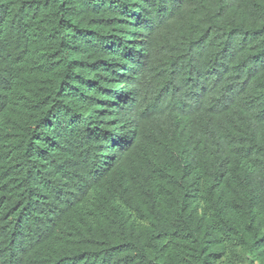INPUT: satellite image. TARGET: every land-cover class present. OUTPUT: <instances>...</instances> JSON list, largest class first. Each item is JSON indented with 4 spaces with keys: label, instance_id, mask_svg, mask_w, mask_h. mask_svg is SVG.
<instances>
[{
    "label": "trees",
    "instance_id": "obj_1",
    "mask_svg": "<svg viewBox=\"0 0 264 264\" xmlns=\"http://www.w3.org/2000/svg\"><path fill=\"white\" fill-rule=\"evenodd\" d=\"M0 264H264V0H0Z\"/></svg>",
    "mask_w": 264,
    "mask_h": 264
}]
</instances>
